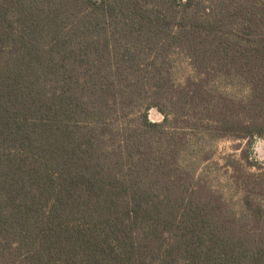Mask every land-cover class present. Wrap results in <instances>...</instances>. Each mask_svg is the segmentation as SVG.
<instances>
[{"label":"trees","instance_id":"16d2710c","mask_svg":"<svg viewBox=\"0 0 264 264\" xmlns=\"http://www.w3.org/2000/svg\"><path fill=\"white\" fill-rule=\"evenodd\" d=\"M256 138L264 0H0V264H264Z\"/></svg>","mask_w":264,"mask_h":264},{"label":"rangeland","instance_id":"374dc122","mask_svg":"<svg viewBox=\"0 0 264 264\" xmlns=\"http://www.w3.org/2000/svg\"><path fill=\"white\" fill-rule=\"evenodd\" d=\"M150 119L153 122H160L162 121L163 117L157 110H152L150 112ZM241 142H227L223 143L220 146V152H226V153H234L235 149L239 148V145ZM237 153H240V151H237ZM250 156L252 157V160L257 164V167H264V139L263 138H256L254 141L253 150L251 151Z\"/></svg>","mask_w":264,"mask_h":264}]
</instances>
